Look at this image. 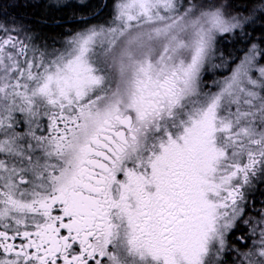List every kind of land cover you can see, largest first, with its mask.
<instances>
[{"label": "snow or ice", "instance_id": "1", "mask_svg": "<svg viewBox=\"0 0 264 264\" xmlns=\"http://www.w3.org/2000/svg\"><path fill=\"white\" fill-rule=\"evenodd\" d=\"M27 6L0 0V264H264V0H55V36Z\"/></svg>", "mask_w": 264, "mask_h": 264}, {"label": "trees", "instance_id": "2", "mask_svg": "<svg viewBox=\"0 0 264 264\" xmlns=\"http://www.w3.org/2000/svg\"><path fill=\"white\" fill-rule=\"evenodd\" d=\"M41 0H20L21 4L29 5L27 7H17L15 8V14L23 17L25 20H40L42 17H48L51 21L53 18L60 21L62 27H45L44 31L50 36H55L61 31H67L73 27H76L75 23L72 20L73 10L71 8L64 9L62 11H57L53 8H50L49 5H37L36 3ZM50 4H54L55 0H50ZM53 1V2H52ZM14 2V0H11ZM72 2H77V0H72ZM86 2L91 7L99 2V0H86ZM81 13H78V15ZM87 16V11L82 13ZM95 22V21H94Z\"/></svg>", "mask_w": 264, "mask_h": 264}, {"label": "rangeland", "instance_id": "3", "mask_svg": "<svg viewBox=\"0 0 264 264\" xmlns=\"http://www.w3.org/2000/svg\"><path fill=\"white\" fill-rule=\"evenodd\" d=\"M50 2H51L50 0H41V1H38L36 4L37 5H50ZM77 2H78V0H77Z\"/></svg>", "mask_w": 264, "mask_h": 264}]
</instances>
